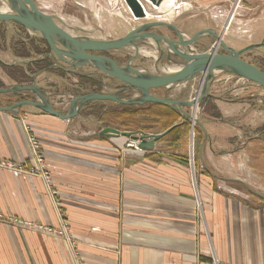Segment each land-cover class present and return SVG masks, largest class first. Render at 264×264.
<instances>
[{"label": "crops", "instance_id": "0c3cea01", "mask_svg": "<svg viewBox=\"0 0 264 264\" xmlns=\"http://www.w3.org/2000/svg\"><path fill=\"white\" fill-rule=\"evenodd\" d=\"M234 1L177 0L168 13L149 12L148 20L170 22L187 37L207 28L219 34ZM99 2L106 25L114 31L112 39L148 21L132 25L122 0ZM242 3L233 20L241 9L242 20L249 16L250 23L264 14V0ZM249 28L250 35L264 36L261 27ZM157 30L177 38L171 29ZM211 38L216 40L206 35L203 42ZM159 55L167 60L166 53ZM8 56L13 60L0 55L2 82L22 84L23 72L27 79L35 75L27 69L28 60ZM16 65H22L21 72L2 69ZM110 83L120 89L118 80ZM211 98L221 117L208 112L202 119L205 131L197 164L171 156L170 147L162 143L166 136L153 150H136L131 138L101 135L107 126L81 129L78 117L66 120L23 107L0 111V159L36 165L24 127L28 122L53 174L50 187L40 176L0 167V215L54 227L68 221L85 264H264V113L253 114L260 120L254 127L253 121L249 124V104ZM242 115L246 123L240 122ZM0 264L78 262L70 242L35 227L0 220Z\"/></svg>", "mask_w": 264, "mask_h": 264}, {"label": "water", "instance_id": "95a60500", "mask_svg": "<svg viewBox=\"0 0 264 264\" xmlns=\"http://www.w3.org/2000/svg\"><path fill=\"white\" fill-rule=\"evenodd\" d=\"M8 12H0V21L15 22L25 27L30 33L38 34L44 39L56 59L54 67L65 71L77 73V69L90 67L99 70L105 76L116 79L121 83L120 89L115 92H91L76 96L72 99L68 110H59L51 102L48 94L36 83L30 85H16L0 88V94H15L18 92L32 91L38 96V100H21L10 106H0V111H17L22 107L31 106L52 116L70 120L79 117L87 104L95 101H111L123 105H139L157 103L179 111L193 126L203 124L197 119L195 111L205 98L214 97L209 92L218 72H228L253 82L264 89V70L242 58L248 51L264 47V42L253 43L242 49H235L224 41V29L217 33L212 29H203L192 37H187L174 24L163 21H149L150 14L147 5L155 10L159 9L164 0H122L132 18L135 20H148L129 30L124 36L117 39H96L92 37L76 36L68 33L58 25L51 15L38 9L33 0H7ZM158 28H168L176 32V39L158 33ZM213 35L216 38L215 50L194 51L191 46L201 37ZM161 53H166L168 63L173 64V56L184 60L181 67L168 68L163 73L155 74L138 69L133 61L140 53L141 46H153ZM222 46L225 53H218V47ZM134 48V55L127 63H121L104 54L122 49ZM158 59V58H157ZM34 60H28L30 63ZM25 61H22L24 63ZM71 66L74 69H65L62 65ZM199 74L204 78L197 95L188 100L170 97H160L154 94L158 88H170L174 85L188 83ZM134 92V97L125 98L123 93ZM185 108H191L188 113ZM180 123H176L164 132L147 134L146 132L122 131L114 127H106L101 130V135L125 136L137 141L140 149L153 150L155 143L164 138ZM194 145V143H193Z\"/></svg>", "mask_w": 264, "mask_h": 264}, {"label": "rangeland", "instance_id": "374dc122", "mask_svg": "<svg viewBox=\"0 0 264 264\" xmlns=\"http://www.w3.org/2000/svg\"><path fill=\"white\" fill-rule=\"evenodd\" d=\"M77 2L80 4L79 8L81 12L77 18L73 19L74 23H72V25L70 26L72 28H69L70 30L73 29L71 33L82 35V36H90L96 39H104V38L112 39V37L114 36V31L110 30V27H108L106 25L107 23L104 21V18H103L104 11L103 13L100 12V7L98 6L100 3L99 0L97 1L99 3L93 0H77ZM242 4L240 5V7L242 6ZM4 7L5 6L0 4V9ZM113 8L116 12L118 13L120 12L117 5L115 6L113 5ZM147 8L150 13L152 14L156 13V10L152 8L150 5H147ZM46 10L51 11V9L50 10L46 9ZM242 11L243 9L239 10V12L236 15V19L233 20L229 28L224 33V41L226 42V44L238 50L246 46H249L253 43L264 42V36L261 35V38H258L256 36L250 35L249 33L250 26L252 27L259 26L264 31V14L259 19H257L254 23H250V20L252 19H249L248 18L249 16L246 18H243L245 19V21L242 20L241 18V15L243 14ZM118 19L120 21H123L122 18H117L116 20ZM140 21L141 20H135L132 18V25L136 26ZM240 21L244 23L240 24ZM6 26H10V28L14 32H16L17 35H14L6 31ZM128 27L130 26L127 25L126 29ZM79 28H84L86 33L87 32H90V33L83 34L82 32H79L78 30ZM29 35L30 34L27 31H25L18 25H15L12 23L2 24L0 22V55L2 56V58L5 59L6 61L13 60L12 57L8 55H14V57L17 58L16 53L18 50H20L18 43L20 41H24V39L28 40V37L31 36ZM189 37H192V36H188V38ZM204 37L205 36L201 37L194 45L191 46V48L194 51L202 52L205 49H208L206 51L215 50L214 47L216 45V40L214 41L211 38L210 40H206L205 42H203ZM39 38L41 37L39 36ZM24 42L27 44L28 47H30L31 45V44H28L29 42L34 43L36 46L40 47V49L47 47L45 44L41 43V39H38V38L37 40H33V41L28 40ZM217 52L225 53V49L222 46H220L218 47ZM52 54L53 52L50 49L49 57L48 59L46 58V60H47V63L50 62L52 65L51 67L50 66L47 67L49 71L46 73L47 75H45L44 78L41 77V75L43 74V72L46 71L47 68L39 71V68L37 65H32L30 67L28 66V68L30 71L33 72V74L35 73V75L33 77H30L29 81L27 80V78L20 80V81L26 80L28 82H24L22 84H18L14 82L15 84H13L11 81L8 83H5L3 81L4 86H0V88L11 87V86H16V85H30L32 83H36L44 91H47L49 93L48 96L52 104L59 110H68L72 99L79 95H83V94L91 93V92L109 93V92L117 91L116 90L117 88L115 89L113 87L114 85H112L114 83H110V82H116V79L105 76L102 72H100L97 69L90 68V67H82V68L77 69V73H72V72L65 71L61 68L54 67V63L56 64L55 62L56 60L54 59ZM31 55L34 59L45 58V54L37 57L36 53L34 54L32 52ZM132 55H134V48H127V49H122L119 51L110 52V56L121 63H127L128 60L132 57ZM159 56L160 55H159V52L155 44L153 46H141L140 53L137 55V57L133 61V64L138 69H142L146 72L160 74L170 67L172 68L181 67L185 63L184 60H182L181 58L175 57L174 63L170 64L165 58L160 59ZM242 58H244L246 61H249L250 63H253L257 67L261 68L262 70H264V47H261L257 50L248 51L245 54H243ZM24 60H32V59H24ZM62 66L63 68L67 70L68 69L76 70L75 68L65 65V64ZM8 67L9 66L7 67L3 66L2 69L5 72L7 71L10 72L9 70L10 67L9 68ZM20 69H21L20 67H15V69L13 70H18L21 72ZM59 71H63L64 73H60ZM24 76H26L25 73H24ZM203 78H204L203 74H199L195 79L189 81L188 83L174 85L170 88H166V87L158 88V89H155L153 92L154 94L160 97H170V98H176V99H178V97H181V99L183 100L185 97L188 99L194 98L199 91L198 87H200L203 81ZM106 84H109V85H106ZM105 86H108L109 87L108 89L114 88V90L113 89L112 91L108 89L106 90ZM120 86H121V83L119 82L118 87ZM192 90H193V93H192ZM209 92L214 95L213 98L219 97L223 99L224 101H228V102L234 101V102L249 104L251 106L250 110H248V116L250 117L249 124L251 121H253L254 127L259 124L260 122L259 119L252 118L253 114H255V112L257 111H262V113H264V101L263 103H259V100H261L262 98L264 99V97L260 95L261 93H264V89L260 87L259 85L253 82H250L248 80L245 81V83H243L242 80L239 81L238 76H235L228 72H218L215 75L214 81L210 87ZM123 97L125 98L134 97V93L133 92L132 93L129 92L128 94L124 93ZM0 98L4 99L0 101V104H3L4 102L3 106L4 105L10 106L20 100H38L37 94H35L32 91L18 92L15 94H7V95H3ZM5 99H9V100H5ZM214 102L216 103V100H213L212 104H214ZM89 104L83 108L80 116L78 117L80 119H78L76 122L80 124L81 129H88L91 127V125L95 129L96 128L99 129V127H104L105 125L102 122L87 123L85 122V120L90 119V118L92 119L101 118L103 113L106 110L112 108L116 104L112 102L108 103L107 105H103L102 103H93L91 105ZM212 104H208V103L205 105L200 104L197 110L195 111V114L196 115L198 114L196 117L201 123H202V119H205V116H208L207 113L208 112L210 113L213 111L210 108L213 106ZM259 104H260V107H259ZM23 108H24L23 109L24 111H32V110L37 111L38 110L37 108L31 107V106L30 107L25 106ZM185 110L188 113L192 112L191 108H188V110L187 108H185ZM240 122L246 123L245 115H242V117L240 118ZM194 127L195 126H193L192 124V129H194ZM154 131L156 132L159 131L157 126H155ZM156 132H152V133H156ZM192 133L195 134V131L192 130L190 132L187 146L181 142L171 143V141H168V139L166 138L163 139L162 143L170 147L168 149V153H170V155L174 157L177 156L178 153L182 154L184 150H187L188 159L193 164L194 161L192 162V155H191V150L193 147L192 146ZM194 140H195V137H194Z\"/></svg>", "mask_w": 264, "mask_h": 264}, {"label": "trees", "instance_id": "16d2710c", "mask_svg": "<svg viewBox=\"0 0 264 264\" xmlns=\"http://www.w3.org/2000/svg\"><path fill=\"white\" fill-rule=\"evenodd\" d=\"M41 43L45 44L47 47L40 49V47L30 42L28 44H31V45L30 47H28L24 41H20L18 43L20 50L17 51L16 56L22 59H30V58H33L31 55L32 52L34 54L36 53L37 57L49 52V49L51 48L49 47L48 43L43 39H41ZM36 48L37 50H35ZM32 65H37L39 70H42L45 67H48L52 64L50 62L47 63V60L45 58V59H40V60H34L33 62H30L26 66L28 68V66L30 67ZM15 67L23 68L22 65H18ZM15 67L13 66V67H10V68L8 67V68L10 72H12L11 70L15 69ZM59 72L64 73L62 71H59ZM10 75L12 74L10 73ZM22 77L26 79V76H24V72L22 74ZM27 80L29 81V79ZM28 81L23 80L21 82L24 83ZM0 86H4L1 79H0ZM207 103L212 104L213 99L208 97L204 99L201 104L205 105ZM212 105L213 106L210 108L213 111L210 112L211 113L210 115L214 118H220L221 114L218 108L216 107L215 104H212ZM100 120L107 127L108 126L115 127L122 131H133L136 133L142 132V131L148 132V133L156 132L154 131L155 126H157L159 130L156 133L164 132L168 128L173 126L174 124L180 123L171 132H169L165 138L171 141V143L181 142L187 146L190 132L194 130L195 131L194 162L197 164V161L199 160V149L203 142V131L201 127L195 126L194 129H192L191 121L186 119L179 111L173 110L170 107L157 104V103H146L142 106L116 104L112 108L106 110L103 113ZM179 155H181L182 159L189 161L187 150H184L182 154L178 153L177 157Z\"/></svg>", "mask_w": 264, "mask_h": 264}, {"label": "built area", "instance_id": "2783aa9c", "mask_svg": "<svg viewBox=\"0 0 264 264\" xmlns=\"http://www.w3.org/2000/svg\"><path fill=\"white\" fill-rule=\"evenodd\" d=\"M241 4H242V0H235L233 2V7L229 12L227 22H226L224 28L226 27L229 20H230L229 21L230 24L232 23L233 19L235 18L234 11ZM238 78H239V81L242 80L243 83H245V81H247L246 79H244L242 77L238 76ZM260 95L264 97V93H261ZM24 127H25L26 133L28 134L29 143H30L31 149L33 151V155H34L33 159H34V162H36V165L28 167V166L16 163V162L11 161V160H1L0 159V167L13 172L14 174H25V175H31V176H40L45 180L47 185L51 187V184L53 182L52 170L46 163V159L44 157V154L42 153V148H41V144L38 140V137H37L36 133L33 131L32 126L28 122L24 123ZM194 137H195V134L192 133V146H193L192 150H191L192 162L194 161L193 160L194 159V145H193ZM130 145L133 148H135L136 150H140V147H139V144L137 141H133V143ZM0 220L6 221L9 223H15V224H18L20 226L35 227L36 229H38V230H40L46 234L56 236L58 238H61V239H64V240L70 242L72 245V248L76 251V259H77L78 264H85V261L82 259V257L80 256V254L77 251V245L72 238V233L70 231V224L68 221L62 220L60 226L54 227V226H50V225L33 224L31 222H27V221L21 220L19 218H14V217L4 218L2 215H0Z\"/></svg>", "mask_w": 264, "mask_h": 264}, {"label": "flooded vegetation", "instance_id": "af4514ba", "mask_svg": "<svg viewBox=\"0 0 264 264\" xmlns=\"http://www.w3.org/2000/svg\"><path fill=\"white\" fill-rule=\"evenodd\" d=\"M33 1L40 11H42L45 14L51 15L53 17L54 21L58 25H60L62 28H64L68 33L72 34L71 31L73 29L70 30L69 28H72L70 26L72 25V23H74L73 19L77 18L81 12V10L79 8L80 4L77 2V0H33ZM0 4L1 5H8V1L7 0H0ZM46 9H49V10L51 9V11H48ZM0 22L2 24L12 23V24L18 25L19 27H21L22 29H24L25 31H27L31 35V36L29 35L30 37H28V40H34V39L37 40V38L42 39V38H39L38 34L30 33L25 27L21 26L18 23H15L12 21L11 22L0 21ZM78 30H79V32H82L83 34H89L90 33V32L86 33L84 28H79ZM6 31H8L14 35H17L16 32H14L10 28V26H6ZM72 35L82 36V35H78V34H72ZM83 37H90V36H83ZM93 54H98V55L104 54V55L111 57L110 52H107V53L93 52ZM47 57H49V52L45 53V58H47ZM175 57H177V56L174 55L173 58H175ZM45 58H43V59H45ZM50 67H51V65H50ZM45 68H47V67H45Z\"/></svg>", "mask_w": 264, "mask_h": 264}, {"label": "bare ground", "instance_id": "6f19581e", "mask_svg": "<svg viewBox=\"0 0 264 264\" xmlns=\"http://www.w3.org/2000/svg\"><path fill=\"white\" fill-rule=\"evenodd\" d=\"M177 4V0H164L163 1V3H162V5L160 6V8L159 9H157L158 11H160V12H162V13H168V11L169 10H171L172 9V7L174 6V5H176ZM3 6H5L4 8H2V9H0V12H8L9 11V7H8V5H3ZM239 7H237L236 9H235V11H234V15H235V13H236V11H237V9H238ZM230 21V20H229ZM228 21V23H227V25H226V27H225V31L228 29V26H230V22ZM5 33V32H4ZM35 40V39H34ZM44 40V39H43ZM33 41V40H32ZM31 43V42H30ZM35 50H37V48L35 49ZM50 50V49H49ZM145 51V50H144ZM148 53V52H147ZM39 62V61H38ZM175 68V67H174ZM177 68V67H176ZM171 69H173L172 67H171ZM63 72V71H62ZM198 115V114H197ZM196 115V116H197Z\"/></svg>", "mask_w": 264, "mask_h": 264}]
</instances>
